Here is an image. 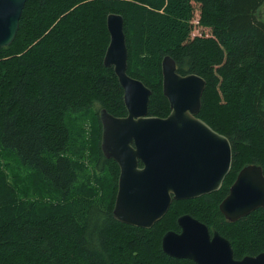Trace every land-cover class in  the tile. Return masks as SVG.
Segmentation results:
<instances>
[{"label": "trees", "instance_id": "1", "mask_svg": "<svg viewBox=\"0 0 264 264\" xmlns=\"http://www.w3.org/2000/svg\"><path fill=\"white\" fill-rule=\"evenodd\" d=\"M263 4L26 0L13 42L0 49V264H195L161 249L185 213L229 240L235 259L264 252V208L235 222L218 208L242 167L264 174ZM109 13L123 17L127 74L151 90L148 115L170 113L161 70L170 56L178 73L205 80L197 117L232 150L217 191L173 200L149 228L112 213L119 166L102 153L99 113L123 117L126 108L103 65Z\"/></svg>", "mask_w": 264, "mask_h": 264}, {"label": "water", "instance_id": "2", "mask_svg": "<svg viewBox=\"0 0 264 264\" xmlns=\"http://www.w3.org/2000/svg\"><path fill=\"white\" fill-rule=\"evenodd\" d=\"M26 0H0V49L9 46L17 33ZM123 17L109 13L110 35L103 65L113 67L120 86L126 115L115 117L101 109V150L119 166L113 216L121 223L149 228L169 210L173 200H187L217 191L232 162L227 137L197 117L205 80L197 74L182 75L170 56L161 60L162 91L170 113L148 115L151 90L127 74V47ZM141 164V165H140ZM230 222L264 208L262 167H242L219 203ZM179 231L161 238L162 251L195 264H264V252L235 259L232 246L218 231L188 213L177 218Z\"/></svg>", "mask_w": 264, "mask_h": 264}, {"label": "rangeland", "instance_id": "3", "mask_svg": "<svg viewBox=\"0 0 264 264\" xmlns=\"http://www.w3.org/2000/svg\"><path fill=\"white\" fill-rule=\"evenodd\" d=\"M259 12H260V14L263 16V18H264V4H263V6L260 8ZM71 126H72L73 128H78V124H77V123H74V124H72ZM79 126H80V124H79ZM75 132H76V131H75Z\"/></svg>", "mask_w": 264, "mask_h": 264}, {"label": "bare ground", "instance_id": "4", "mask_svg": "<svg viewBox=\"0 0 264 264\" xmlns=\"http://www.w3.org/2000/svg\"><path fill=\"white\" fill-rule=\"evenodd\" d=\"M240 256V255H239ZM235 257V256H234Z\"/></svg>", "mask_w": 264, "mask_h": 264}, {"label": "flooded vegetation", "instance_id": "5", "mask_svg": "<svg viewBox=\"0 0 264 264\" xmlns=\"http://www.w3.org/2000/svg\"><path fill=\"white\" fill-rule=\"evenodd\" d=\"M238 174V173H237Z\"/></svg>", "mask_w": 264, "mask_h": 264}]
</instances>
